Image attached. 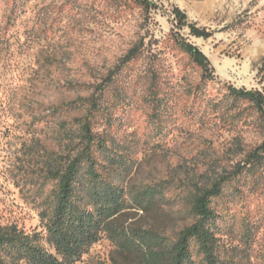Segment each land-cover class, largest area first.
<instances>
[{
	"label": "rangeland",
	"instance_id": "1",
	"mask_svg": "<svg viewBox=\"0 0 264 264\" xmlns=\"http://www.w3.org/2000/svg\"><path fill=\"white\" fill-rule=\"evenodd\" d=\"M150 1L146 12L137 0H0V224L39 234L57 255L48 223L58 181L46 162L61 145L49 108L101 90L94 124L127 158V169L113 172L126 189L127 225L175 239L195 221L190 190L224 178L212 203L221 264H264V163L245 166L264 143V118L228 94H264V0ZM174 8L211 37L179 28ZM177 39L207 56L212 79ZM136 46L140 54L125 64ZM159 185L161 203L137 212L135 193ZM191 248L193 264H205ZM58 258L140 264L104 226L74 258Z\"/></svg>",
	"mask_w": 264,
	"mask_h": 264
},
{
	"label": "trees",
	"instance_id": "2",
	"mask_svg": "<svg viewBox=\"0 0 264 264\" xmlns=\"http://www.w3.org/2000/svg\"><path fill=\"white\" fill-rule=\"evenodd\" d=\"M137 1L146 12L153 9L150 0ZM173 13L179 28L187 27L191 35L199 38L211 37V32L188 23L179 8H174ZM176 43L203 68L205 77L212 79L207 56L186 40L177 39ZM140 52L139 46L134 47L123 62L130 63ZM103 93L98 90L49 108L50 115L57 118L53 132L61 145V152L51 153L46 162L47 175L58 181L48 223V242L57 255L40 244L39 234L28 233L16 225L0 224V264H61L58 255L68 260L74 258L95 240L102 226L111 232L119 251L140 264H193V244L197 253L203 255L205 264H221L216 237L219 216L212 203L223 194L224 178L211 188L190 190V212L195 221L180 230L175 239L153 227L127 225L126 189L113 176L117 168L127 169V158L108 146L107 135L99 133L94 124L95 113L103 115L99 103ZM228 94L235 102H248L264 118L262 92L229 87ZM81 112L82 116L71 118ZM263 163L264 143L249 155L245 166L251 168ZM162 191L160 185L137 191L132 207L137 212L149 211L161 203Z\"/></svg>",
	"mask_w": 264,
	"mask_h": 264
}]
</instances>
